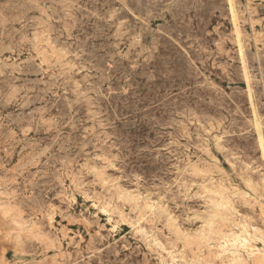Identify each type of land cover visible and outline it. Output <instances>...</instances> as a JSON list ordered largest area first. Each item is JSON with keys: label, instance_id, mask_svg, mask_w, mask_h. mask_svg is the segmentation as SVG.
Returning a JSON list of instances; mask_svg holds the SVG:
<instances>
[{"label": "rangeland", "instance_id": "obj_1", "mask_svg": "<svg viewBox=\"0 0 264 264\" xmlns=\"http://www.w3.org/2000/svg\"><path fill=\"white\" fill-rule=\"evenodd\" d=\"M52 1L0 0V264H224L241 225L263 253L264 0Z\"/></svg>", "mask_w": 264, "mask_h": 264}, {"label": "bare ground", "instance_id": "obj_2", "mask_svg": "<svg viewBox=\"0 0 264 264\" xmlns=\"http://www.w3.org/2000/svg\"><path fill=\"white\" fill-rule=\"evenodd\" d=\"M3 1V0H2ZM76 1V0H75ZM105 1L106 0H104V3H105ZM136 1V0H135ZM165 1H167V0H165ZM164 1V2H165ZM169 1V0H168ZM228 1H230L231 2V0H228ZM51 2H53L52 0H51ZM50 2V3H51ZM84 2V1H83ZM88 2V1H87ZM96 2V1H95ZM129 2V1H128ZM150 2V1H149ZM56 3V2H55ZM109 3V2H108ZM107 3V4H108ZM111 3V2H110ZM179 3V2H178ZM232 3V2H231ZM54 4V3H53ZM92 4H94L93 2H92ZM101 4V3H100ZM116 4H118V3H116ZM46 5V4H45ZM79 5V4H78ZM102 5V4H101ZM111 5H113V4H111ZM134 5V4H133ZM151 5V4H150ZM162 5V4H161ZM83 6V5H82ZM85 6V5H84ZM160 6V5H159ZM233 6V5H232ZM93 7V6H92ZM112 7V6H111ZM144 7V6H143ZM161 7V6H160ZM169 7V6H168ZM171 7V6H170ZM251 7V6H250ZM59 8V7H58ZM57 8V9H58ZM84 8V7H83ZM90 8V7H89ZM129 8V7H128ZM132 8V7H131ZM176 8H177V6H176ZM214 8V7H213ZM233 8V7H232ZM85 9V8H84ZM100 9V8H99ZM101 9H102V7H101ZM134 9V8H133ZM150 9V8H149ZM169 9V8H168ZM173 9H175V7L173 8ZM178 9V8H177ZM215 9V8H214ZM60 10V9H59ZM94 11H96L95 9H93ZM123 10V9H122ZM126 10V9H125ZM145 10H147V9H145ZM250 10V9H249ZM85 11V10H84ZM156 10H154L153 12H155ZM90 12H92V11H90ZM97 12V11H96ZM116 12V11H115ZM121 12V11H120ZM134 12V11H133ZM152 12V11H151ZM250 12V11H249ZM255 12V11H254ZM141 13V12H140ZM144 13V12H143ZM234 13V12H233ZM253 13V12H252ZM251 13V14H252ZM100 14V13H99ZM111 14V13H110ZM130 14V13H129ZM149 14V13H148ZM48 15V14H47ZM79 15V14H78ZM81 15V14H80ZM87 15V14H86ZM98 15V14H97ZM138 15V14H137ZM235 15V14H234ZM237 15V14H236ZM239 15V14H238ZM57 16V15H56ZM60 16V15H59ZM82 16V15H81ZM83 16H84V14H83ZM115 16V15H114ZM118 16V15H117ZM154 16V15H153ZM160 16V15H159ZM173 16H174V12H173ZM75 17H76V15H75ZM106 17V16H105ZM122 17V16H121ZM144 17V16H143ZM169 17V16H168ZM56 18V17H55ZM86 18V17H85ZM119 18V17H118ZM130 18V17H129ZM156 18V17H155ZM131 19H133V18H131ZM243 19V18H242ZM78 20V19H77ZM150 20H152V19H150ZM72 21V20H71ZM134 21V20H133ZM140 21V20H139ZM172 21V20H171ZM102 22V21H101ZM130 22H132V21H130ZM151 22V21H150ZM114 23V22H113ZM129 23V22H128ZM169 23V22H168ZM173 23V22H172ZM235 23H237V22H235ZM234 23V24H235ZM83 24V23H82ZM93 24V23H92ZM154 24H155V22H154ZM170 24V23H169ZM61 25V24H60ZM76 25V24H75ZM81 25V24H80ZM111 25H112V23H111ZM110 25V26H111ZM164 25H167V24H164ZM33 26H35V25H33ZM123 26V25H122ZM126 26V25H125ZM146 26V25H145ZM172 26V25H171ZM237 26V25H236ZM93 27H94V25H93ZM144 27V26H143ZM148 27V26H147ZM174 27V26H173ZM172 27V28H173ZM79 28V27H78ZM156 28V27H155ZM179 28V27H178ZM177 28V29H178ZM80 29V28H79ZM83 29V28H82ZM95 29V28H94ZM103 29V28H102ZM113 29V28H112ZM157 29H159V28H157ZM182 29V28H181ZM105 30V29H104ZM129 30V29H128ZM146 30V29H145ZM165 30V29H164ZM50 31V30H49ZM112 31V30H111ZM111 31H110V33H111ZM183 31H184V29H183ZM182 31V32H183ZM238 31V30H237ZM259 31V30H258ZM81 32V31H80ZM114 32V31H113ZM176 32H177V30H176ZM236 32V31H235ZM21 33V32H20ZM94 33V32H93ZM104 33V32H103ZM242 33V32H241ZM264 33V32H263ZM76 34V33H75ZM92 34V33H91ZM91 34H89V35H91ZM135 34H136V32H135ZM162 34V33H161ZM176 34V33H175ZM182 34V33H181ZM85 35V34H84ZM88 35V36H89ZM111 35V34H110ZM109 35V36H110ZM113 35V34H112ZM87 36V37H88ZM98 36V35H97ZM108 36V35H107ZM192 36V35H191ZM30 37V36H29ZM93 37H96V36H93ZM158 37V36H157ZM168 37V36H167ZM184 37V36H183ZM76 38V37H75ZM78 38V37H77ZM92 38V37H91ZM106 38V37H105ZM124 38V37H123ZM169 38V37H168ZM177 38V37H176ZM182 38V37H181ZM186 38V37H185ZM92 39H94V38H92ZM107 39V38H106ZM125 39V38H124ZM134 39V38H133ZM83 40H84V38H83ZM98 40V39H97ZM114 40V39H113ZM113 40H112V42H113ZM149 40V39H148ZM165 40V39H164ZM167 40V39H166ZM240 40V39H239ZM80 41V40H79ZM119 41V40H118ZM117 41V42H118ZM130 41V40H129ZM159 41H160V39H159ZM162 41V40H161ZM170 41V40H169ZM6 42V41H5ZM72 42V41H71ZM135 42V41H134ZM183 42V41H182ZM238 42V41H237ZM240 42V41H239ZM101 43V42H100ZM103 43V42H102ZM165 43V42H164ZM163 43V44H164ZM189 43V42H188ZM235 43H236V41H235ZM70 44V43H69ZM85 44V42L82 44V45H84ZM114 44V43H113ZM116 44V43H115ZM114 44V45H115ZM161 44V43H160ZM237 44V43H236ZM68 45V44H67ZM94 45V44H93ZM111 45V44H110ZM117 45V44H116ZM156 45H157V43H156ZM175 45V44H174ZM189 45V44H188ZM241 45V44H240ZM71 46V45H70ZM80 46H81V44H80ZM121 46V45H120ZM237 46H238V44H237ZM242 46V45H241ZM78 47V46H77ZM163 46L161 45V48H162ZM172 47H174V46H172ZM178 47V46H177ZM244 47V46H243ZM261 47V46H260ZM88 48V47H87ZM204 48V47H203ZM237 48H240V47H237ZM107 49V48H106ZM143 49V48H142ZM246 49V48H245ZM88 50V49H87ZM92 50V49H91ZM102 50V49H101ZM100 50V51H101ZM138 50H139V48H138ZM158 50V49H157ZM209 50V49H208ZM239 50H241V49H239ZM118 51V50H117ZM171 51V50H170ZM75 52V51H74ZM84 52V51H83ZM113 52V51H112ZM115 52V51H114ZM154 52V51H153ZM240 52H242V50L240 51ZM239 52V53H240ZM245 52H247V51H245ZM100 53V52H99ZM104 53H106V52H104ZM117 53V52H116ZM217 53V52H216ZM233 53V52H232ZM89 54V53H88ZM98 54V53H97ZM114 54V53H113ZM124 54V53H123ZM166 54V53H165ZM169 54V53H168ZM231 54V53H230ZM236 54V53H235ZM243 54V53H242ZM247 54H249L248 52H247ZM255 54H256V52H255ZM254 54V55H255ZM260 54H261V52H260ZM25 55V54H24ZM33 55V54H32ZM95 55V54H94ZM106 55V54H105ZM108 55V54H107ZM116 55V54H115ZM129 55V54H128ZM240 55V54H239ZM63 56V55H62ZM89 56H90V54H89ZM100 56V55H99ZM114 56V55H113ZM124 56H125V54H124ZM145 56V55H144ZM154 56V55H153ZM170 56H172V55H170ZM230 56V55H229ZM237 56V55H236ZM250 56V55H249ZM252 56V55H251ZM28 57V56H27ZM82 57V56H81ZM135 58H136V56H134ZM160 57V56H159ZM161 57H163V55L161 56ZM180 57V56H179ZM225 57V56H224ZM242 57V56H241ZM98 58V57H97ZM130 58H132V56L130 57ZM244 58V57H243ZM242 58V59H243ZM246 58V57H245ZM256 58V57H255ZM82 59V58H81ZM90 59V58H89ZM92 59V58H91ZM142 59V58H141ZM180 59V58H179ZM178 59V60H179ZM104 60H106V59H104ZM103 60V61H104ZM129 60V59H128ZM132 60V59H131ZM206 60V59H205ZM234 60H236V59H234ZM169 61V60H168ZM175 61V60H174ZM173 61V62H174ZM238 61V60H237ZM245 61V60H244ZM39 62V61H38ZM73 62V61H72ZM107 62V61H106ZM116 62V61H115ZM137 62V61H136ZM205 62V61H204ZM218 62V61H217ZM241 62H243V61H241ZM6 63V62H5ZM8 63V62H7ZM88 63V62H87ZM93 63V62H92ZM103 63V62H102ZM114 63V62H113ZM129 63V62H128ZM143 63L144 62H142V64H141V66L143 65ZM157 63V62H156ZM162 63V62H161ZM168 63V62H167ZM177 63H178V61H177ZM190 63V62H189ZM188 63V64H189ZM212 63V62H211ZM231 63V62H230ZM244 63V62H243ZM4 64V63H3ZM91 64V63H90ZM120 64V63H119ZM174 64V63H173ZM218 64H219V62H218ZM227 64H229V63H227ZM246 64V63H245ZM248 64V63H247ZM257 64V63H256ZM29 65V64H28ZM79 65V64H78ZM96 65V64H95ZM129 65V64H128ZM131 65V64H130ZM150 65H153V64H150ZM157 65H158V63H157ZM156 65V66H157ZM225 65V64H224ZM231 65V64H230ZM254 65V64H253ZM7 66V65H6ZM33 66V65H32ZM86 66V65H85ZM100 66V65H99ZM102 66V65H101ZM126 66V65H125ZM124 66V67H125ZM194 66V65H193ZM221 66V65H220ZM219 66V68H221ZM232 66V65H231ZM230 66V67H231ZM244 66V65H243ZM246 66H248V65H246ZM252 66V65H251ZM258 66V65H257ZM36 67V66H35ZM98 67V66H97ZM130 67V66H129ZM177 67V66H176ZM213 67V66H212ZM228 67V66H227ZM142 68V67H141ZM162 68V67H161ZM190 68H191V66H190ZM200 68V67H199ZM211 68V67H210ZM217 68V67H216ZM229 68V67H228ZM233 68V67H232ZM244 68V67H243ZM247 68V67H246ZM246 68H245V70H246ZM262 68H263V66H262ZM101 69H102V67H101ZM130 69H131V67H130ZM164 69V68H163ZM223 69V68H222ZM230 69V68H229ZM258 69V68H257ZM260 69V68H259ZM97 70V69H96ZM114 70V69H113ZM122 70H123V68H122ZM149 70H151V69H149ZM153 70V69H152ZM169 70V69H168ZM168 70H167V72H168ZM227 70V69H226ZM225 70V71H226ZM25 71V70H24ZM126 71V70H125ZM159 71V70H158ZM165 71V70H164ZM217 71V70H216ZM222 71H224V70H222ZM253 71V70H252ZM252 71H250V72H252ZM34 72V71H33ZM43 72V71H42ZM92 72H94V71H92ZM99 72V71H98ZM103 72H105V71H103ZM128 72V71H127ZM131 72V71H130ZM132 72H134V71H132ZM136 72V71H135ZM140 72V71H139ZM138 72V73H139ZM146 72V71H145ZM153 72H155V68H154V71ZM199 72V71H198ZM260 72H261V70H260ZM115 73V72H114ZM142 73V72H141ZM248 73H249V70H248ZM15 74V73H14ZM86 74H89V73H86ZM103 74V73H102ZM148 74V73H147ZM200 74V73H199ZM93 75V74H92ZM261 75V74H260ZM95 76V75H94ZM103 76V75H102ZM112 75H110V77H111ZM122 76H124V75H122ZM132 76V75H131ZM7 77V76H6ZM49 76H47V78H48ZM55 77V76H54ZM17 78V77H16ZM19 78V77H18ZM17 78V79H18ZM251 78H252V76H251ZM2 79V78H1ZM15 79V78H14ZM49 79V78H48ZM136 79V78H135ZM247 80H248V78H247ZM246 80V81H247ZM254 80V79H253ZM14 81V80H13ZM45 81V80H44ZM105 81V80H104ZM115 81H116V79H115ZM118 81V80H117ZM122 81V80H121ZM262 81V80H261ZM35 82V81H34ZM49 82V81H48ZM129 82V81H128ZM135 82V81H134ZM249 82V81H248ZM23 83V82H22ZM91 83V82H90ZM101 83V82H100ZM251 83H252V81H251ZM19 84V83H18ZM21 84V83H20ZM115 84H117V83H115ZM122 84H124V83H122ZM125 84H127V83H125ZM78 85H80V84H78ZM100 85V84H99ZM98 85V86H99ZM109 85V84H108ZM110 85H112V84H110ZM121 85V84H120ZM250 85V84H249ZM9 86V85H8ZM123 86V85H122ZM135 86H136V84H135ZM193 86V85H192ZM27 87V86H26ZM60 87V86H59ZM22 88V87H21ZM25 88V87H24ZM98 88V87H97ZM113 88V87H112ZM127 88H130V87H127ZM7 89V88H6ZM37 89V88H36ZM44 89V88H43ZM82 89H84V88H82ZM99 89V88H98ZM97 89V90H98ZM168 89H170V88H168ZM185 89V88H184ZM104 90V89H103ZM192 90V89H191ZM18 91V90H17ZM38 91H41V90H39L38 89ZM83 91V90H82ZM133 91V90H132ZM220 91V90H219ZM264 91V90H263ZM19 92V91H18ZM82 93V92H81ZM224 93V92H223ZM263 93V92H262ZM58 94H59V92H58ZM233 94V93H232ZM21 95V94H20ZM40 95V94H39ZM98 95V94H97ZM116 95V94H115ZM133 95V94H132ZM135 95V94H134ZM254 95V94H253ZM42 96V95H41ZM41 96H39V97H41ZM65 96V95H64ZM90 96V95H89ZM103 96V95H102ZM218 96V95H217ZM39 97H37V98H39ZM191 97V96H190ZM123 98V97H122ZM20 99V98H19ZM27 99V98H26ZM199 99V98H198ZM216 99V98H215ZM24 100V99H23ZM129 100V99H128ZM134 101H135V99H133ZM132 100V101H133ZM137 100V99H136ZM195 100V99H194ZM233 100V99H232ZM97 101V100H96ZM106 101V100H105ZM121 101V100H120ZM125 101V100H124ZM186 101H187V99H186ZM223 101H224V99H223ZM227 101V100H226ZM229 101V100H228ZM23 102V101H22ZM31 102V101H30ZM38 102V101H37ZM104 102V101H103ZM127 102V101H126ZM131 102V101H130ZM191 102V101H190ZM193 102V101H192ZM198 102V101H197ZM196 102V103H197ZM17 103H18V101H17ZM16 103V104H17ZM115 103V102H114ZM119 103V102H118ZM138 103V102H137ZM179 103V102H178ZM181 103V102H180ZM195 103V102H194ZM123 104V103H122ZM134 104V103H133ZM189 104V103H188ZM198 104V103H197ZM97 105V104H96ZM110 105V104H109ZM129 105V104H128ZM131 105V104H130ZM98 106V105H97ZM100 106V105H99ZM106 106V105H105ZM186 106V105H185ZM17 107V106H16ZM21 107V106H20ZM61 107V106H60ZM134 107V106H133ZM106 108V107H105ZM114 108V107H113ZM137 108V107H136ZM189 108V107H188ZM191 108V107H190ZM199 108V107H198ZM107 109V108H106ZM122 109H124V108H122ZM180 110H181V107L179 108ZM1 110V109H0ZM4 110V109H3ZM14 110V109H13ZM22 110V109H21ZM108 110V109H107ZM128 110V109H127ZM135 110V109H134ZM182 110H183V108H182ZM181 110V111H182ZM242 110V109H241ZM7 111V110H6ZM104 110H102V112H103ZM112 111V110H111ZM188 111H190V110H188ZM243 111H244V109H243ZM54 112V111H53ZM108 112V111H107ZM106 112V113H107ZM110 112V111H109ZM180 112V111H179ZM239 112V111H238ZM241 112V111H240ZM4 113V112H3ZM17 113V112H16ZM192 113V112H191ZM241 113H243V112H241ZM49 114V113H48ZM132 114V113H131ZM180 114V113H179ZM194 114V113H193ZM81 115V114H80ZM109 115H110V113H109ZM188 114H186V116H187ZM1 116V115H0ZM189 116V115H188ZM200 116H201V114H200ZM79 117H81V116H79ZM247 117V116H246ZM10 118H12V117H10ZM9 118V119H10ZM110 118V117H109ZM260 119V118H259ZM12 120V119H11ZM17 120V119H16ZM21 120V119H20ZM26 120V119H25ZM66 120V119H65ZM79 120V119H78ZM111 120V119H110ZM247 120V119H246ZM252 121V120H251ZM10 122H12V121H10ZM35 122V121H34ZM112 122V121H111ZM202 122V121H201ZM9 123V122H8ZM196 123V122H195ZM7 124V123H6ZM33 124H35V123H33ZM101 124V123H100ZM199 124H200V122H199ZM207 124V123H206ZM222 124V123H221ZM250 124V123H249ZM58 125V124H57ZM98 125V124H97ZM201 125V124H200ZM254 126L256 125V122H255V124H253ZM16 125L14 124V127H15ZM21 126V125H20ZM23 126V125H22ZM106 126V125H105ZM111 126V125H110ZM211 126V125H210ZM250 126V125H249ZM252 126V125H251ZM258 126V125H257ZM125 127V126H124ZM209 127V126H208ZM216 127V126H215ZM260 127V126H259ZM69 128V127H68ZM217 128V127H216ZM256 128V127H255ZM68 130V129H67ZM127 130V129H126ZM257 130V129H256ZM66 131V130H65ZM81 131V130H80ZM120 131V130H119ZM203 131H207V130H203ZM217 131V130H216ZM215 131V132H216ZM45 132V131H44ZM50 133V132H49ZM48 133V134H49ZM182 133V132H181ZM202 133V132H201ZM2 134V133H1ZM108 134H109V132H108ZM203 134V133H202ZM207 134V133H206ZM237 134V133H236ZM64 135V134H63ZM121 135H122V133H121ZM190 135V134H189ZM194 135V134H193ZM85 136V135H84ZM36 137V136H35ZM70 137V136H69ZM122 138V137H121ZM120 138V139H121ZM125 138V137H124ZM88 139V138H87ZM130 139V138H129ZM196 139V138H195ZM219 139V138H218ZM232 139V138H231ZM235 139V138H234ZM247 139V138H246ZM124 140V139H123ZM220 140V139H219ZM95 141V140H94ZM121 141H122V139H121ZM132 141V140H131ZM243 141V140H242ZM251 141V140H250ZM258 141H259V144H260V148L262 149V156L264 157V139H263V137L260 135V136H258ZM123 142V141H122ZM180 142V141H179ZM200 142V141H199ZM127 143V142H126ZM132 143V142H131ZM236 143V142H235ZM234 143V144H235ZM247 143V142H246ZM250 143H253V142H250ZM249 143V144H250ZM237 144V143H236ZM258 144V145H259ZM132 145V144H131ZM181 145V144H180ZM239 145H240V143H239ZM242 145V144H241ZM244 145H246V144H244ZM57 146V145H56ZM129 146H130V144H129ZM249 146V145H248ZM247 146V147H248ZM61 147V146H60ZM136 147V146H135ZM226 147V146H225ZM251 147V146H250ZM19 148V147H18ZM223 148V147H222ZM233 148H235V147H233ZM254 148V147H253ZM72 149V148H71ZM130 149V148H129ZM134 149V148H133ZM244 149V148H243ZM131 150H132V148H131ZM130 150V151H131ZM252 151V150H251ZM187 152V151H186ZM72 153V152H71ZM128 154V153H127ZM134 154V153H133ZM183 154V153H182ZM132 155V154H131ZM239 154H237V156H238ZM256 156V155H255ZM261 156V157H262ZM96 157V156H95ZM111 157V156H110ZM133 157V156H132ZM183 157V156H182ZM232 157V156H231ZM248 157V156H247ZM134 158V157H133ZM164 158V157H163ZM249 158V157H248ZM171 159V158H170ZM247 159V158H246ZM263 159V158H262ZM133 160V159H132ZM58 161V160H57ZM137 161V160H136ZM224 161V160H223ZM252 161V160H251ZM2 162V161H1ZM158 162V161H157ZM246 162V161H245ZM58 164H60V163H58ZM164 164V163H163ZM169 164V163H168ZM250 164V163H249ZM259 164V163H258ZM262 164H263V162H262ZM5 165V164H4ZM112 165V164H111ZM136 165V164H135ZM117 166V165H116ZM254 166V165H253ZM258 166V165H257ZM260 166V165H259ZM258 166V167H259ZM2 167V166H1ZM111 167V166H110ZM164 167V166H163ZM162 167V168H163ZM167 167V166H166ZM121 168V167H120ZM177 168V167H176ZM35 169V168H34ZM133 169H135V168H133ZM258 169V168H257ZM6 170V169H5ZM10 170V169H9ZM129 170V169H128ZM131 170V169H130ZM160 170V169H159ZM162 170V169H161ZM181 170V169H180ZM90 171V170H89ZM135 171V170H134ZM157 171V170H156ZM94 172V171H93ZM110 172V171H109ZM1 173V172H0ZM125 173V172H124ZM161 173V172H160ZM261 173V172H260ZM106 174V173H105ZM173 175V174H172ZM264 175V174H263ZM2 176V175H1ZM105 176V175H104ZM164 176V175H163ZM239 176V175H238ZM252 176V175H251ZM107 177V176H106ZM179 177V176H178ZM241 177V176H240ZM4 179H6L5 177H3ZM65 178V177H64ZM85 178V177H84ZM118 178V177H117ZM116 178V179H117ZM123 178V177H122ZM253 178V177H252ZM108 179V178H107ZM15 180V179H14ZM13 180V181H14ZM36 180V179H35ZM138 180V179H137ZM163 180V179H162ZM165 180H166V178H165ZM246 180V179H245ZM41 181V180H40ZM164 181V180H163ZM249 181V180H248ZM262 181V180H261ZM264 181V180H263ZM262 181V182H263ZM20 182V181H19ZM66 182H67V180H66ZM139 182V181H138ZM256 182V181H255ZM7 183V182H6ZM38 183V182H37ZM40 183V182H39ZM245 183V182H244ZM247 183V182H246ZM245 183V184H246ZM257 183V182H256ZM137 184V183H136ZM248 184V183H247ZM2 185V184H1ZM29 185H30V183H29ZM34 185V184H33ZM124 185V184H123ZM126 185V184H125ZM256 185V184H255ZM32 186V185H31ZM30 186V187H31ZM145 186V185H144ZM242 186V185H241ZM248 186V185H247ZM36 187V186H35ZM116 187V186H115ZM175 187H176V185H175ZM204 187V190H205V188H208L207 186H203ZM243 187V186H242ZM158 188V187H157ZM11 189H12V187H11ZM37 189V188H36ZM173 189V188H172ZM187 189H189L190 190V188H187ZM244 189V188H243ZM47 190V189H46ZM159 190V189H158ZM157 190V191H158ZM163 190V189H162ZM32 191V190H31ZM58 191V190H57ZM155 191V190H154ZM199 191V190H198ZM245 191V190H244ZM54 192V191H53ZM159 192V191H158ZM16 193V192H15ZM124 195L128 198V199H130V200H132L133 201V205L135 206V207H137L138 205H142V206H144V207H149V208H157L158 210H161V211H164V212H166L165 210H164V208H163V205H161L160 203H159V201H154L153 199H149V198H147V199H144L143 200V202L142 203H140V204H138V200L140 199V196H139V194L138 193H134V191H130V190H124ZM155 193V192H154ZM185 193V192H184ZM204 193H206V192H204ZM162 194H164V193H162ZM194 195H195V192L193 193ZM202 194V193H201ZM208 194H210V193H208ZM198 195V194H197ZM101 196V195H100ZM161 196V195H160ZM159 196V197H160ZM176 196H177V194H176ZM196 196V195H195ZM81 197H83V196H81ZM158 197V198H159ZM193 197V196H192ZM161 198V197H160ZM190 198V197H189ZM196 198V197H195ZM221 198V197H220ZM28 199V198H27ZM115 199V198H114ZM205 199V198H204ZM219 199V198H218ZM258 199V198H257ZM19 200V199H18ZM22 200V199H21ZM156 200V199H155ZM158 200V199H157ZM166 200V199H165ZM183 200V199H182ZM201 200V199H200ZM222 200V199H221ZM218 201L217 199H214L213 200V206L211 207V209H210V211L213 213V215H218V216H221L223 219H225V214L223 213V210H221L219 207L223 204L222 203V201ZM241 200H243V199H241ZM254 200V199H253ZM29 201V200H28ZM203 201V200H202ZM211 201V200H210ZM228 201V200H227ZM252 202V201H251ZM125 203V202H124ZM204 203V202H203ZM209 203V202H208ZM228 203H230V202H228ZM262 203V202H261ZM264 203V202H263ZM19 204V203H18ZM182 204V203H181ZM231 204V203H230ZM257 204V203H256ZM11 205V204H10ZM211 205V204H210ZM238 205V204H237ZM255 205V204H254ZM109 206V205H108ZM165 206V205H164ZM167 206V205H166ZM247 206V205H246ZM245 206V207H246ZM100 208L102 209V210H100V211H105V210H107L105 207H103V206H100ZM194 208V207H193ZM202 208V207H201ZM248 208V207H247ZM23 209V208H22ZM21 209V210H22ZM33 209V208H32ZM64 209V208H63ZM62 209V210H63ZM186 209V208H185ZM264 209V208H263ZM135 210V209H134ZM234 210V209H233ZM30 211V210H29ZM128 211V210H127ZM236 211V210H235ZM246 211H248V210H246ZM32 212V211H31ZM31 212H30V214H31ZM37 212V211H36ZM147 212V211H146ZM145 212V213H146ZM188 212H189V210H188ZM192 212V211H191ZM200 212H202V211H200ZM80 213V212H79ZM125 213V212H124ZM193 214H194V212H192ZM197 213V212H196ZM259 213H260V211H259ZM39 214V213H38ZM198 214V213H197ZM210 214V213H209ZM255 214V213H254ZM134 215V214H133ZM161 215H163V214H161ZM165 215H166V218H167V220L170 222V221H172V217L169 215V213H165ZM197 216V215H196ZM207 216V215H206ZM261 216V215H260ZM86 217V216H85ZM101 217V216H100ZM131 217H132V215H131ZM199 217V216H198ZM263 217V216H262ZM27 218H28V216H27ZM162 218V217H161ZM175 218V217H174ZM214 218V217H213ZM197 219V218H196ZM261 219V218H260ZM25 220V219H24ZM160 220V219H159ZM176 220V219H175ZM191 220V219H190ZM242 220V219H241ZM167 221V222H168ZM185 221V220H184ZM248 221V220H247ZM46 222V221H45ZM44 222V223H45ZM71 222V221H70ZM160 222V221H159ZM264 222V221H263ZM263 222H262V224H263ZM47 223V222H46ZM63 223V222H62ZM66 223H67V221H66ZM146 223V222H145ZM155 223H156V221H155ZM36 224V223H35ZM78 224V223H77ZM179 224V223H178ZM198 224V223H197ZM200 224V223H199ZM207 224H208V222H207ZM224 224H226V222H224ZM255 224V223H254ZM260 224V223H259ZM54 225V224H53ZM146 225V224H145ZM162 225H163V223H162ZM202 225V224H201ZM231 225V224H230ZM26 226V225H25ZM96 226V225H95ZM155 226V225H154ZM83 227V226H82ZM157 227H159V226H157ZM173 227V226H172ZM181 227V226H180ZM216 228V227H215ZM62 229V228H61ZM98 229V228H97ZM201 229H202V227H201ZM251 229V228H250ZM63 230H64V228H63ZM175 230H176V232H179V229L178 228H175ZM193 230V229H192ZM227 230V229H226ZM45 231V230H44ZM76 231V230H75ZM167 231V230H166ZM184 231V229H182V232ZM252 233H253V236H257V237H259L261 240H262V242H264V231L262 230V229H258V228H255V227H253L252 228ZM209 232V231H208ZM230 232V231H229ZM236 232V231H235ZM235 232H231V233H223V234H221V237L223 238V244L220 246L221 248H222V251H226V248H227V246H231V258H230V260H229V262H227V263H224V264H249V263H251V264H262L263 262H264V252L263 253H260V251H259V249L257 248V249H253L252 247H253V245H251L250 243H249V237H251L250 235H249V232L247 231V229H246V226L245 225H241L240 227H239V233H235ZM63 233V232H62ZM189 233H191V232H189ZM92 234V233H91ZM182 234V233H181ZM183 234H184V232H183ZM215 234V233H214ZM169 235V234H168ZM167 235V236H168ZM186 235V234H185ZM180 236V235H179ZM191 236H192V234H191ZM155 237V236H154ZM163 237H165V236H163ZM23 238V237H22ZM67 239V238H66ZM178 239V238H177ZM122 240V239H121ZM214 240V239H213ZM24 241V240H23ZM151 241H153V243L154 244H156L157 246H159L161 249H164V247L162 246V244L159 242V241H157V239L156 238H153ZM163 241V240H162ZM177 241V240H176ZM257 241V240H256ZM68 242V241H67ZM77 242V241H76ZM124 242V241H123ZM257 242H259V241H257ZM6 244V243H5ZM22 244V243H21ZM63 244H64V242H63ZM141 244V243H140ZM262 244V243H261ZM1 246V245H0ZM58 246V245H57ZM65 246V245H64ZM73 246V245H72ZM95 246V245H94ZM182 246V245H181ZM256 246V245H255ZM261 246V245H260ZM41 247V246H40ZM175 247V246H174ZM238 247H242L245 251H247L246 253H248L247 255V257L246 258H250V259H247V260H243V257H242V255L239 253V249H238ZM99 248V247H98ZM135 248V247H134ZM173 248V247H172ZM264 248V247H263ZM39 249V248H38ZM65 249V248H64ZM141 249V248H140ZM20 250V249H19ZM18 250V251H19ZM84 250V249H83ZM230 250V249H229ZM263 250V249H262ZM44 251V250H43ZM86 251H88V250H86ZM175 251V250H174ZM211 251V250H210ZM213 251V250H212ZM186 252V251H185ZM203 252V251H202ZM83 254H84V252H83ZM90 254H92V253H90ZM111 254V253H110ZM120 254V253H119ZM207 254V253H206ZM50 255V254H49ZM55 255V254H54ZM167 255L170 257V260H171V263L170 264H172V261H173V258H174V256L172 255V253L170 252V251H167ZM179 255V254H178ZM219 255V254H218ZM243 255H245V254H243ZM110 256V255H109ZM134 256V255H133ZM208 256V255H207ZM84 257H85V255H84ZM169 257H168V259H169ZM73 258V257H72ZM76 258V257H75ZM114 258V257H113ZM245 258V257H244ZM49 259V258H48ZM112 259V258H111ZM110 259V260H111ZM119 259H121V258H119ZM118 259V260H119ZM140 259V258H139ZM179 259H180V257H179ZM109 260V261H110ZM225 260V259H224ZM248 260L250 261V262H248ZM120 261V260H119ZM136 261V260H135ZM139 261V260H138ZM137 261V262H138ZM180 261V260H179ZM48 262V261H47ZM127 262V261H126ZM221 262V261H220ZM225 262V261H224ZM49 263V262H48ZM129 263H131V261L129 260ZM136 263V262H135ZM46 264V263H45ZM104 264H106V263H104ZM128 264V263H127ZM132 264V263H131ZM139 264V263H138ZM149 264V263H148ZM169 264V263H168ZM217 264V263H216Z\"/></svg>", "mask_w": 264, "mask_h": 264}]
</instances>
